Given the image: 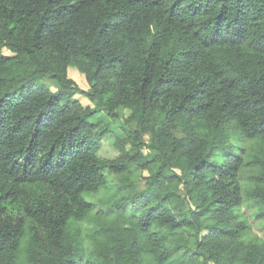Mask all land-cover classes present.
Here are the masks:
<instances>
[{
  "label": "trees",
  "instance_id": "trees-1",
  "mask_svg": "<svg viewBox=\"0 0 264 264\" xmlns=\"http://www.w3.org/2000/svg\"><path fill=\"white\" fill-rule=\"evenodd\" d=\"M0 264H264V0H0Z\"/></svg>",
  "mask_w": 264,
  "mask_h": 264
},
{
  "label": "rangeland",
  "instance_id": "rangeland-1",
  "mask_svg": "<svg viewBox=\"0 0 264 264\" xmlns=\"http://www.w3.org/2000/svg\"><path fill=\"white\" fill-rule=\"evenodd\" d=\"M67 71H68V76L70 78H72L80 88H82L84 90H86L88 88V84H87L83 74L80 73L76 68L68 67ZM51 81H52V83L54 82L55 84H58L57 81L54 79H52ZM45 82L48 83V81H46V80H45ZM42 84L44 86H48L44 82H42ZM50 89L55 90V87L50 86ZM76 97L79 99V101L81 102V104L83 106H86L88 104L91 105V103L89 102V100L86 97H84L82 95H76ZM89 121L91 123H95L97 125L98 129L108 127L107 128L108 131L100 139L101 153L104 154L108 158H114L115 156H117L118 151H117L116 147L114 146V142H115L116 138L122 137V129H120V127H119L120 122L119 123L113 122L105 114H97V115L91 117L89 119ZM132 174L133 175H132L131 179L133 180L134 184L138 187H142L143 181L140 177L139 171L138 170L132 171ZM84 196L87 200H90V201L95 200L97 197V195L93 194V193L85 194ZM254 232L256 234H259V235L261 234L259 227L254 226Z\"/></svg>",
  "mask_w": 264,
  "mask_h": 264
},
{
  "label": "clouds",
  "instance_id": "clouds-1",
  "mask_svg": "<svg viewBox=\"0 0 264 264\" xmlns=\"http://www.w3.org/2000/svg\"><path fill=\"white\" fill-rule=\"evenodd\" d=\"M84 76V75H83Z\"/></svg>",
  "mask_w": 264,
  "mask_h": 264
}]
</instances>
